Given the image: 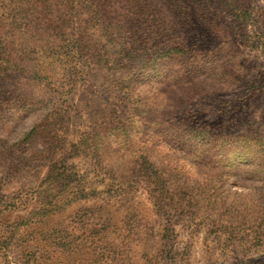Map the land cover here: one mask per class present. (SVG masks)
<instances>
[{"label":"rangeland","instance_id":"rangeland-1","mask_svg":"<svg viewBox=\"0 0 264 264\" xmlns=\"http://www.w3.org/2000/svg\"><path fill=\"white\" fill-rule=\"evenodd\" d=\"M0 264H264V0H0Z\"/></svg>","mask_w":264,"mask_h":264},{"label":"crops","instance_id":"crops-1","mask_svg":"<svg viewBox=\"0 0 264 264\" xmlns=\"http://www.w3.org/2000/svg\"><path fill=\"white\" fill-rule=\"evenodd\" d=\"M5 159V158H4ZM13 172L11 174V176H22V175H25V176H28L30 177V181H31V184L33 183L31 178H33V174L35 175V180H36V184H37V178L38 176H36V172L38 171V168H39V164H35V165H27L26 163L25 164H22L20 162H14L13 161ZM33 187V186H32Z\"/></svg>","mask_w":264,"mask_h":264}]
</instances>
